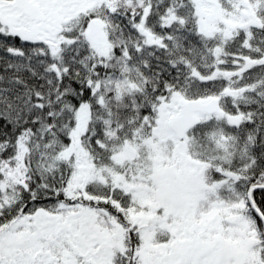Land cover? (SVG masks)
Listing matches in <instances>:
<instances>
[{"label":"snow or ice","instance_id":"obj_1","mask_svg":"<svg viewBox=\"0 0 264 264\" xmlns=\"http://www.w3.org/2000/svg\"><path fill=\"white\" fill-rule=\"evenodd\" d=\"M0 264H264V0H0Z\"/></svg>","mask_w":264,"mask_h":264}]
</instances>
